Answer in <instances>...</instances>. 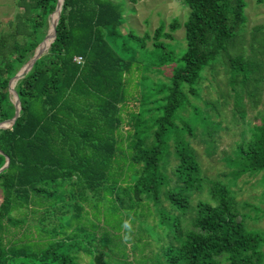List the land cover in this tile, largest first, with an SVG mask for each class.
Masks as SVG:
<instances>
[{
    "label": "trees",
    "instance_id": "16d2710c",
    "mask_svg": "<svg viewBox=\"0 0 264 264\" xmlns=\"http://www.w3.org/2000/svg\"><path fill=\"white\" fill-rule=\"evenodd\" d=\"M183 2L190 8L184 23L138 35L123 31L117 0H64L54 41L16 82L20 115L0 128V168L10 158L0 172V264H83L78 251L94 253V244L99 261L112 259L130 234L106 223L105 200L129 215L154 208L162 234L153 238L162 243L138 264H264V231L239 220L228 184L210 180L214 202L193 204L206 177L187 135L215 123L208 112L194 122L183 113L198 111L190 95H200L202 72L221 54L230 55L231 81L243 70L244 56L230 50L246 22V1ZM57 3L16 0L20 10L0 31V122L16 113L10 80L44 40ZM181 26L187 47L176 52L171 41ZM168 65V80H154L150 73ZM251 131L228 159L234 178L264 173V117ZM89 213L94 219L85 225ZM71 225L77 230L69 236ZM129 242L125 262L133 264Z\"/></svg>",
    "mask_w": 264,
    "mask_h": 264
},
{
    "label": "rangeland",
    "instance_id": "374dc122",
    "mask_svg": "<svg viewBox=\"0 0 264 264\" xmlns=\"http://www.w3.org/2000/svg\"><path fill=\"white\" fill-rule=\"evenodd\" d=\"M245 1L246 22L237 30L236 46L230 50L231 55L244 56L243 70L232 72L231 81V72L228 71L230 55L221 54L218 62L215 61L217 64L215 63L214 67H207L202 72L203 77L199 84L200 95L198 97L190 95L191 102L199 106L198 111L183 113L194 122L197 117L200 118L202 114L208 112L215 123L208 129L197 126L193 135H187V139L196 150L203 175L206 177L204 191H197L192 196L193 204L200 199L212 200L208 191L210 180L222 181L232 190L239 211V220H244L249 228L264 231V173H247L234 178L233 171L236 166L231 165L228 160L230 157H236L238 145L244 138H251V128L261 123L264 117V2ZM117 2L121 4L124 11L123 31H133L138 35L152 32L163 22L169 24L173 20H178L184 23L190 12L189 6L183 0H140L137 3L117 0ZM19 10L16 0H0V31L8 29L9 21L15 18ZM151 44L149 41L148 45ZM171 44L176 52H183L186 49L184 26L175 32V38ZM150 74L154 80L162 78L167 81V76L172 74V66H165L164 73ZM133 92L137 93L135 89ZM106 202L105 200L102 204L105 206L106 219L104 220L107 224L115 225L117 228L124 227L125 222L130 225V232L127 229V233L131 236L128 244L131 255L128 260L138 264L136 260L144 255L152 259L159 252L162 243L153 238L154 235L159 237L162 234V229L158 227L156 221L154 208H151V215L142 214L148 211L146 208H138L136 215H129L124 210H112L110 205L106 206ZM181 212V210L175 211L177 214ZM92 219L94 217L91 213L84 214L82 223L88 225ZM26 226H29L33 234L39 235L35 224H26ZM76 230L74 225L66 227V233L69 236L75 234ZM125 230L124 227L120 234H125ZM118 244L116 248L118 254L112 259L106 255L99 261V248H96L95 244L93 245L94 253L81 249L77 253L78 258L83 264H127L125 262L129 255L127 245L124 240H119ZM134 245L138 247L133 249ZM224 262L226 263V260Z\"/></svg>",
    "mask_w": 264,
    "mask_h": 264
},
{
    "label": "water",
    "instance_id": "95a60500",
    "mask_svg": "<svg viewBox=\"0 0 264 264\" xmlns=\"http://www.w3.org/2000/svg\"><path fill=\"white\" fill-rule=\"evenodd\" d=\"M63 2H64V0H58L56 10L51 14L50 26H51V22H52V16L55 13H57L56 21L53 23V34L51 35V38H50L49 30H48V33L45 36L44 40L36 48V51H35L34 55L11 78L10 83H9V88H10V93L14 97V101H15V105H16V113H15V115L12 118L0 122V128H2V127L5 128V127L12 126V124L16 121L17 117H19L20 111H21V101H20V98H19V94H18V92L15 89L16 82L32 69V67L34 66V64L37 61V59H39L44 53L47 52V50L49 49L51 43L54 41V39L56 37V34H57V24H58L60 15H61ZM49 38H50V40H49ZM0 152H1V150H0ZM9 164H10V158L7 157L6 163L0 168V172L3 171L4 169H6L9 166Z\"/></svg>",
    "mask_w": 264,
    "mask_h": 264
},
{
    "label": "clouds",
    "instance_id": "9594fccd",
    "mask_svg": "<svg viewBox=\"0 0 264 264\" xmlns=\"http://www.w3.org/2000/svg\"><path fill=\"white\" fill-rule=\"evenodd\" d=\"M124 227H125L126 229H128L129 232H130V225H129L127 222H125ZM123 240H124L125 243H128V242L131 240V236H130V235H125V236L123 237Z\"/></svg>",
    "mask_w": 264,
    "mask_h": 264
},
{
    "label": "bare ground",
    "instance_id": "6f19581e",
    "mask_svg": "<svg viewBox=\"0 0 264 264\" xmlns=\"http://www.w3.org/2000/svg\"><path fill=\"white\" fill-rule=\"evenodd\" d=\"M56 18H57V13L52 16L51 26L49 27L50 38H51V35L53 34V23L56 21ZM50 38H49V40H50Z\"/></svg>",
    "mask_w": 264,
    "mask_h": 264
},
{
    "label": "built area",
    "instance_id": "2783aa9c",
    "mask_svg": "<svg viewBox=\"0 0 264 264\" xmlns=\"http://www.w3.org/2000/svg\"><path fill=\"white\" fill-rule=\"evenodd\" d=\"M75 60H76L78 63H82V62H83V57H82V56H76V57H75Z\"/></svg>",
    "mask_w": 264,
    "mask_h": 264
}]
</instances>
